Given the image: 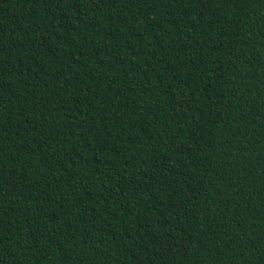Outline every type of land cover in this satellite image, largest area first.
Wrapping results in <instances>:
<instances>
[{
  "label": "trees",
  "instance_id": "obj_1",
  "mask_svg": "<svg viewBox=\"0 0 264 264\" xmlns=\"http://www.w3.org/2000/svg\"><path fill=\"white\" fill-rule=\"evenodd\" d=\"M0 264H264V0H0Z\"/></svg>",
  "mask_w": 264,
  "mask_h": 264
}]
</instances>
